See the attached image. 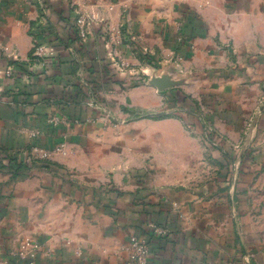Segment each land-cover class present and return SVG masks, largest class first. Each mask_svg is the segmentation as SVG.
<instances>
[{
	"label": "crops",
	"instance_id": "1",
	"mask_svg": "<svg viewBox=\"0 0 264 264\" xmlns=\"http://www.w3.org/2000/svg\"><path fill=\"white\" fill-rule=\"evenodd\" d=\"M77 1L0 0V264H264V0Z\"/></svg>",
	"mask_w": 264,
	"mask_h": 264
},
{
	"label": "built area",
	"instance_id": "2",
	"mask_svg": "<svg viewBox=\"0 0 264 264\" xmlns=\"http://www.w3.org/2000/svg\"><path fill=\"white\" fill-rule=\"evenodd\" d=\"M76 5L78 6V22L82 25L87 19V15L84 13L86 5L83 4V2L75 0ZM34 32H37V40L35 44V52L44 55L46 53V44L44 43V39L46 38L43 35V32H40L37 28H33ZM80 35L85 38L86 37V31L84 29L80 30ZM122 69H125L128 66L127 62H122L121 66ZM58 119H55L57 121ZM207 137L209 141L215 142L217 141V136L214 135V133L211 131V129L207 130ZM34 153L38 156V158L42 160H48L50 157V154L48 151H45L43 149H40L38 147L32 148ZM154 232L160 236H165L168 233V229L165 227L158 226L157 224H151ZM71 244V242H68ZM42 246L41 244L35 240L27 239L24 242H22L21 250L19 251V254L21 257H31L32 261L31 264H35V258L36 254L41 251ZM79 250V249H78ZM127 251H130L133 253V257L135 259V262L137 264H146L148 262V259L151 255V249L149 246L148 241L145 238H141L138 236H132L130 245L126 248ZM246 264H251L249 262H246Z\"/></svg>",
	"mask_w": 264,
	"mask_h": 264
},
{
	"label": "rangeland",
	"instance_id": "3",
	"mask_svg": "<svg viewBox=\"0 0 264 264\" xmlns=\"http://www.w3.org/2000/svg\"><path fill=\"white\" fill-rule=\"evenodd\" d=\"M101 53H102V52H101ZM113 54H114L115 57L119 58V54H117L116 51H114ZM101 55H102V54H101ZM250 133H251V132H246V133L243 134V136L245 137V138H244L245 140H246V138H248V137L251 138ZM249 135H250V136H249ZM254 139H255V137H254Z\"/></svg>",
	"mask_w": 264,
	"mask_h": 264
}]
</instances>
